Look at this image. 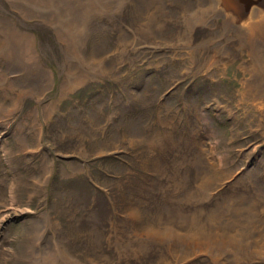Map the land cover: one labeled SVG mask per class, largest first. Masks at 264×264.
<instances>
[{
	"label": "rangeland",
	"instance_id": "rangeland-1",
	"mask_svg": "<svg viewBox=\"0 0 264 264\" xmlns=\"http://www.w3.org/2000/svg\"><path fill=\"white\" fill-rule=\"evenodd\" d=\"M232 6L0 0L32 42L0 52V264H264V1Z\"/></svg>",
	"mask_w": 264,
	"mask_h": 264
},
{
	"label": "bare ground",
	"instance_id": "bare-ground-1",
	"mask_svg": "<svg viewBox=\"0 0 264 264\" xmlns=\"http://www.w3.org/2000/svg\"><path fill=\"white\" fill-rule=\"evenodd\" d=\"M50 0H46V2H49ZM223 1H227V0H223ZM220 2H222V1H220ZM220 2H219V4H220ZM233 2V1H232ZM233 4V3H232ZM229 6H230V4H228ZM222 7H225V6H222ZM233 7V6H232ZM228 8V7H227ZM234 8V7H233ZM252 8V7H251ZM222 10H223V8H221ZM234 10H235V8H234ZM225 11V10H224ZM228 11V10H227ZM253 11V10H252ZM229 12V11H228ZM242 12V11H241ZM244 13V12H243ZM249 13H250V11H249ZM232 15H233V13H232ZM88 17H89V15H87L86 16V14H84V15H79V18L80 19H76V20H74L73 22H72V24L74 25V26H76L78 23H81V21H82V19L81 18H83L85 21L88 19ZM235 18H237L236 16H234ZM241 17V16H240ZM250 18L251 17H249L248 19L249 20H246V21H243V23H247V25H249L251 22H252V20H250ZM70 21H71V19L70 18H68ZM238 19V18H237ZM242 19V18H241ZM80 20V21H79ZM237 21V20H236ZM235 22V21H234ZM262 22H264V21H262ZM244 25V24H243ZM73 27V26H72ZM251 32H249V34H251L249 37L250 38H255V39H258V38H261L262 39V36L264 35V24L263 23H261V22H259V23H256L255 25H253L252 26V28H251V30H250ZM3 33H4V36H2L1 38H0V52H2L3 51V49H4V52L5 53H9V48L8 47H6L5 45H9V47L10 48H13V47H15V46H18L19 48L21 47V44H22V42H23V45H25V47L24 48H26V47H31V39L30 38H28V36H24V38H23V40H22V42L21 41H19V40H17V34L16 35H14L13 34V32H11L8 28L7 29H4L3 30ZM69 33H71V32H69ZM20 36V35H19ZM15 38V39H14ZM260 39V40H261ZM259 41V40H258ZM257 42H255V44H256ZM4 46H5V48H4ZM24 52V51H23ZM20 54V53H19ZM92 70V69H91ZM262 78V77H261ZM79 79H81V78H79ZM82 80V79H81ZM263 80V79H262ZM264 81V80H263ZM264 83V82H263ZM264 94V93H263ZM255 215V214H254ZM217 218V217H216ZM211 219V218H210ZM219 224V223H218ZM224 225V224H223ZM240 226H242L243 227V225L242 224H239ZM217 226V225H216ZM230 227V226H229ZM245 227V226H244ZM247 227V226H246ZM233 228V227H232ZM237 228H239V227H237ZM217 229V228H216ZM225 231V230H224ZM229 232V231H228ZM240 232V231H239ZM178 233V232H177ZM211 233V232H210ZM241 233V232H240ZM244 233V232H243ZM175 234H176V232H175ZM193 234V233H192ZM202 234V233H201ZM213 234H215V233H213ZM232 234V233H231ZM264 235V234H263ZM177 236H179V235H177ZM194 236H195V234H194ZM217 236V235H216ZM223 236H224V234H223ZM232 236H234V235H232ZM247 236H248V234H247ZM171 237V236H170ZM173 237V236H172ZM202 237V236H201ZM239 237V236H238ZM241 237V236H240ZM257 237V236H256ZM192 238V237H191ZM199 238V237H198ZM204 238V237H203ZM222 238V237H221ZM220 238V239H221ZM237 238V237H236ZM258 238V237H257ZM243 239V238H242ZM249 239V238H248ZM181 240V239H180ZM211 240V239H210ZM234 240H236V239H234ZM244 240V239H243ZM251 240V239H250ZM202 241V240H201ZM222 241H224V239L222 240ZM240 240H238V242H239ZM242 241V240H241ZM206 242V241H205ZM221 242V241H220ZM229 242H230V240H229ZM245 242H246V240H245ZM257 242V241H256ZM174 243H176V242H174ZM173 243V244H174ZM183 243V242H182ZM191 243H192V241H191ZM195 243V242H194ZM199 243V245H200V247H202V246H204V243L202 242H198ZM207 243V242H206ZM212 243V242H211ZM237 243V242H236ZM243 242H241V244H242ZM258 243V242H257ZM260 243V242H259ZM215 244V243H214ZM226 244H228V243H226ZM253 244H254V240H253ZM183 245V244H182ZM210 245V244H209ZM235 245V244H234ZM185 246H190V245H185ZM230 246V245H229ZM238 246V245H237ZM239 246H241L240 244H239ZM245 246V245H244ZM190 247H192V246H190ZM205 247V246H204ZM207 247V246H206ZM220 247V246H219ZM225 247V246H224ZM193 248H196V247H193ZM210 248V247H209ZM254 248V247H253ZM255 249V248H254ZM257 249V248H256ZM260 249V248H259ZM181 250V249H180ZM197 250V249H196ZM206 250H207V248H206ZM198 251V250H197ZM205 251V250H204ZM217 251V250H216ZM251 251V250H250ZM211 253H212V251H211ZM217 252H215V254H216ZM243 253H244V251H243ZM239 254V253H238ZM250 254V253H249ZM239 255H241V254H239ZM238 255V256H239ZM191 256V255H190ZM251 256V255H250ZM255 256V255H254ZM234 258H235V256H234ZM237 258V257H236ZM184 259V258H183ZM234 261H236V260H234ZM235 264H237V262L235 263Z\"/></svg>",
	"mask_w": 264,
	"mask_h": 264
},
{
	"label": "water",
	"instance_id": "water-1",
	"mask_svg": "<svg viewBox=\"0 0 264 264\" xmlns=\"http://www.w3.org/2000/svg\"><path fill=\"white\" fill-rule=\"evenodd\" d=\"M230 1L232 2V0H230ZM233 1H235V2H232L233 3L232 5L234 8H236L237 10H241L244 13H246V12H248V9L250 8L251 5L257 4V3H262L264 0H233ZM241 11L239 14H242Z\"/></svg>",
	"mask_w": 264,
	"mask_h": 264
}]
</instances>
